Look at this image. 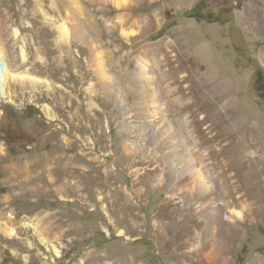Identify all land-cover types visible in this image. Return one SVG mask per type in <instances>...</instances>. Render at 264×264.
<instances>
[{
	"label": "rangeland",
	"instance_id": "374dc122",
	"mask_svg": "<svg viewBox=\"0 0 264 264\" xmlns=\"http://www.w3.org/2000/svg\"><path fill=\"white\" fill-rule=\"evenodd\" d=\"M33 1L0 0V264H264V0Z\"/></svg>",
	"mask_w": 264,
	"mask_h": 264
},
{
	"label": "bare ground",
	"instance_id": "6f19581e",
	"mask_svg": "<svg viewBox=\"0 0 264 264\" xmlns=\"http://www.w3.org/2000/svg\"><path fill=\"white\" fill-rule=\"evenodd\" d=\"M37 3H39V0H34L33 1V11L34 12H37L38 10H40L44 15H45V17L47 18V21L49 22V24H51L52 23V18L51 17H49V16H47V14L43 11V9L42 8H38V6H37ZM117 3V2H116ZM53 8V6L51 7V9ZM53 10V9H52ZM19 34L20 33V30H15L14 31V35L15 34ZM72 33H73V35H74V37H76L77 39H80L81 41H85L86 40V37H85V34H84V32L82 31V29L80 28V27H76V28H74L73 30H72ZM20 47V46H19ZM19 54L21 55V57H22V60L23 59H25V53L23 52V50H22V47H20V52H19ZM0 56H1V54H0ZM144 69H145V67H144V65L141 67V72L143 73L144 72ZM20 75H23V73H19V72H16V71H13V70H11L9 67H6L5 66V69H4V80L6 81L5 83H8V82H11L12 80H14V79H16V77H19ZM216 79L215 78H211L209 81H205L203 84H202V87L205 89L204 91H205V95H206V97L204 98L203 97V99H202V105H201V103H200V105H199V101L197 100V99H194L193 101H187V102H183V105H182V111L184 110V112L186 113V115L189 117L190 115H191V108H190V106L192 105V104H198L200 107L201 106H206V104H207V102H208V98H209V96L211 95V99H212V101L214 102V103H216V102H218V98H219V95H217L216 94V92H215V89H217L218 88V86H217V83H216V81H215ZM218 81V80H217ZM2 84H4V81L2 82ZM222 84V83H221ZM220 84V85H221ZM224 84V83H223ZM223 84H222V86H223ZM146 85V87H148L147 89L150 91V90H152L151 88H150V82L149 83H146L145 84ZM141 87H142V85H140ZM221 86V87H222ZM189 87V85L187 86V88ZM220 88V87H219ZM181 88L180 87H178L176 90H180ZM221 89V88H220ZM106 91H108V89H105ZM185 91V89L183 90V92ZM188 93V92H187ZM109 94V93H108ZM183 94V93H182ZM7 95H8V91L6 90V89H4V85H1L0 86V101H2V100H5V98L7 97ZM182 96H184V95H182ZM222 97V96H221ZM142 98H143V100L145 101L146 99H149L148 97H146V95H143L142 96ZM186 98H187V95H186ZM221 100V99H220ZM224 103V102H223ZM226 103V102H225ZM220 104V103H219ZM228 105V104H227ZM219 108V107H218ZM222 110L219 112V111H215L214 112V115H215V117H217V120L218 121H220V118H221V116L223 115V114H225V113H227L228 112V107L226 106V104H222ZM191 121L192 122H194V121H196L194 118H192L191 119ZM218 121H214L213 122V124H212V126H214V127H218V124H219V122ZM231 121H230V117L228 116L227 117V119H226V123H230ZM181 124H182V127L183 128H187V126H189V123H188V120H183L182 122H181ZM193 129H194V131L195 132H199V130H198V126H197V124H193L192 125V131H193ZM223 134V133H222ZM219 134H218V130L210 137V139L209 140H211V141H213V139H214V137L215 136H218ZM227 140H228V142L225 144V146H224V148H222L221 149V153H226V149H228L229 148V142H230V140H231V138H232V133H231V128H227ZM196 142H197V138H196ZM185 148H186V146H185ZM188 148V147H187ZM234 149V152H233V154L231 155V156H233V157H238L237 155H243V151L242 150H240V149H236L235 150V148H233ZM191 153H190V151L189 150H187V151H185L184 152V158H185V160H186V162L187 163H190L191 162ZM229 157L230 156H226V158H227V160H229ZM243 159H245V157H243ZM252 162L251 163H255L256 164V157L254 156L253 157V159H255V161H253V159L252 158H249ZM250 163V164H251ZM187 165V164H186ZM185 167H187V166H185ZM189 171V170H188ZM198 171V170H197ZM190 172V171H189ZM191 174V173H190ZM200 174V173H199ZM193 175V174H192ZM195 175V174H194ZM200 176L198 175V174H196L195 176H194V178H195V182H198V183H201L202 184V180L199 178ZM192 179V178H191ZM195 191V190H194ZM225 191V190H224ZM186 192H187V190H186ZM189 192V191H188ZM226 194V193H225ZM227 195V194H226ZM226 195H225V197H226ZM187 196V195H186ZM228 196H231V193H230V189H228ZM184 197H185V195H184ZM190 200V199H189ZM191 201V200H190ZM214 205V204H213ZM215 209L217 208V206H215L214 207ZM204 209V208H203ZM218 209V208H217ZM216 209V210H217ZM201 210V209H200ZM219 210V209H218ZM218 210H217V212H218ZM198 211V210H197ZM207 211H209V210H207ZM206 211V212H207ZM202 213V212H201ZM208 214V213H207ZM207 214H205V215H207ZM196 215V214H195ZM197 215H198V213H197ZM217 215V214H216ZM216 215H209L210 217H205L204 219H203V222L200 224V229H198L199 230V237H200V244H201V237H202V240L204 241V242H206V239H208L209 238V240L211 241V242H209V243H207L206 245H204V243L202 242V244H201V247H200V250H202V252L204 253V255H205V257H208V255H209V253H208V251H210L211 249H213L215 246L212 244V240L214 239V233H215V220L216 219H218V218H216L217 216ZM204 217V216H203ZM211 219V220H210ZM186 224V223H185ZM6 224H4L3 223V226H0V232H2V233H4L5 235L6 234H8V230L6 229L7 227L5 226ZM186 226V225H185ZM188 226H190V225H188ZM186 229H187V226L185 227ZM198 232V231H197ZM10 234V233H9ZM8 234V235H9ZM235 238V234L233 233V230H231V228H230V225L227 223V224H223V225H221L220 226V228H218V240L217 241H215V244H216V249L218 250V251H224V252H226V251H228V249L231 247L230 246V241L232 240V239H234ZM235 243V242H234ZM233 243V244H234ZM198 247V246H197ZM199 248V247H198ZM201 254V253H200ZM211 261L213 262V261H215V259L212 257L211 258ZM207 262H210V260H208ZM202 264H204V263H202Z\"/></svg>",
	"mask_w": 264,
	"mask_h": 264
}]
</instances>
